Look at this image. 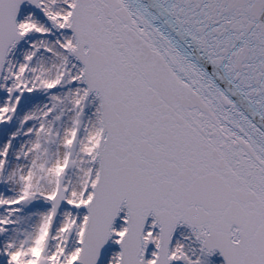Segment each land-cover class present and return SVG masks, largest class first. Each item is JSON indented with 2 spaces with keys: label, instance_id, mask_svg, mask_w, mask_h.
<instances>
[{
  "label": "snow or ice",
  "instance_id": "6c2138e0",
  "mask_svg": "<svg viewBox=\"0 0 264 264\" xmlns=\"http://www.w3.org/2000/svg\"><path fill=\"white\" fill-rule=\"evenodd\" d=\"M0 264H264V0H0Z\"/></svg>",
  "mask_w": 264,
  "mask_h": 264
}]
</instances>
